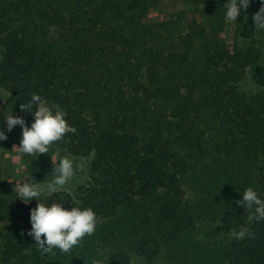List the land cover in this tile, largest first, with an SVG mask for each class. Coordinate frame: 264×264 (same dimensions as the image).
<instances>
[{"label": "trees", "instance_id": "trees-1", "mask_svg": "<svg viewBox=\"0 0 264 264\" xmlns=\"http://www.w3.org/2000/svg\"><path fill=\"white\" fill-rule=\"evenodd\" d=\"M182 1L193 17L148 21L160 0H0V126L20 146L6 115H33L20 109L33 94L58 104L77 131L52 145L86 179L44 202L99 218L69 253L42 255L27 234L39 201L16 197L0 165V264H264V220L238 203L249 187L264 199L262 0L232 44L227 0ZM20 155L37 183L62 159ZM242 226L254 235L237 241Z\"/></svg>", "mask_w": 264, "mask_h": 264}, {"label": "clouds", "instance_id": "clouds-1", "mask_svg": "<svg viewBox=\"0 0 264 264\" xmlns=\"http://www.w3.org/2000/svg\"><path fill=\"white\" fill-rule=\"evenodd\" d=\"M250 0H227L224 4L226 22L235 23L242 11L249 7ZM257 29H264V0L259 11L252 17ZM21 111H35L34 122L31 127L26 126L22 117L6 115L7 130L19 125L22 128V138L18 149L26 155L38 156L48 153L49 147L61 141L66 134L76 133V128L69 125L66 112L58 104L49 105L48 101L38 94H33L31 100L20 105ZM4 131H0V141L7 140ZM76 169L73 161L68 157L62 158L58 165L54 166L52 179L43 183L15 184L16 197L25 203L35 199L39 201L36 207L30 211L31 230L27 233L33 237L38 251L42 255H55V250L60 253H69L74 247L79 246L86 236L95 233L98 216L92 208L72 207L66 209L61 203L44 202L47 196L64 189V186L75 176ZM238 203L250 210L248 222L264 220V199L249 187L245 189L242 200ZM254 208V212L251 210ZM251 230L242 226L238 230H232V236L240 241L252 238ZM93 264H103L101 260H94Z\"/></svg>", "mask_w": 264, "mask_h": 264}, {"label": "rangeland", "instance_id": "rangeland-1", "mask_svg": "<svg viewBox=\"0 0 264 264\" xmlns=\"http://www.w3.org/2000/svg\"><path fill=\"white\" fill-rule=\"evenodd\" d=\"M163 3V11L157 14L155 17H151L148 21H153L157 19H168L174 12L184 8L190 17H193V13L190 8L184 4L182 0H160ZM236 23V22H235ZM235 23L228 22L225 28V37L226 41L229 44H232L235 36ZM244 88H251V82L247 80L244 82ZM0 98L5 103L10 100V95L5 93L0 89ZM11 105V103H10ZM14 115L22 117L25 120L26 126L31 127V124L34 122V115L28 114L22 116L19 111L15 110ZM0 131L4 129L0 126ZM5 132V131H4ZM7 135V133L5 132ZM7 140L0 141V165L2 168V177L7 182V184L15 189V184L23 183H35L30 170L27 168L26 163H24L22 156L20 155L19 146L7 135ZM46 158H59L67 157V152L65 150L58 149L51 145L49 147L48 153L43 154ZM83 167L87 166V160L79 159L78 160ZM85 176H74L68 184L64 186L63 190L71 191L75 189L78 185H81L85 181ZM39 183V182H38Z\"/></svg>", "mask_w": 264, "mask_h": 264}]
</instances>
